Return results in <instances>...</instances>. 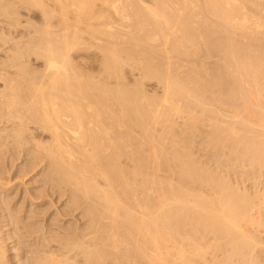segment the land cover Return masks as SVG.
Wrapping results in <instances>:
<instances>
[{
    "label": "bare ground",
    "instance_id": "bare-ground-1",
    "mask_svg": "<svg viewBox=\"0 0 264 264\" xmlns=\"http://www.w3.org/2000/svg\"><path fill=\"white\" fill-rule=\"evenodd\" d=\"M35 9L46 27L33 29L41 35L33 40L38 48L30 50L46 68L30 70L16 53L20 46L10 47L19 62L16 71L6 72V65L0 72V153L21 147L31 157H48L58 179L70 186L72 201L87 205L89 221L83 231L62 225L64 231L57 227L37 239L36 260L27 264H262L264 194L251 198L225 176L197 167L192 153L181 147L183 139L173 140L180 145L167 152V134L156 136L150 129L163 124L168 133L175 117L187 115L195 130L200 119L183 107L192 105L210 114L205 126L222 152L239 155L244 149L251 167L264 164V0H0V14L11 27L23 16L29 23ZM55 21L63 34L54 32L60 30ZM83 24L88 25L82 29ZM84 34L93 40L102 36L95 43L104 58L98 75L74 61L75 51L86 48ZM202 49L219 54L213 85L206 68L188 63ZM127 66L142 69L144 81L157 78L164 84L160 104L122 85ZM207 87L225 96L208 102ZM1 234L0 264H10Z\"/></svg>",
    "mask_w": 264,
    "mask_h": 264
},
{
    "label": "rangeland",
    "instance_id": "rangeland-1",
    "mask_svg": "<svg viewBox=\"0 0 264 264\" xmlns=\"http://www.w3.org/2000/svg\"><path fill=\"white\" fill-rule=\"evenodd\" d=\"M146 3H150L151 0H143ZM99 6V5H98ZM97 6V7H98ZM24 11H23V10ZM99 9V7L97 8ZM22 10V12H21ZM25 8L21 7L20 8V12L22 14H26L25 12ZM39 10L35 9L31 11V18L29 20L26 21V17L23 16V20L21 21V23L19 24H12V27L10 25V21L7 19L8 17H5V15H1L0 14V62H4L3 64L0 63L1 67H0V72H5V70H7L6 65H8V70L6 72H9L10 70H12L11 72L16 71L17 65L19 61H16V59H14L15 57V53L14 50L16 49V51L18 50V52L16 53H20V56L24 57V59L26 60L24 62V59L21 58V61L23 59L22 62H24L23 64L25 66H27L30 70L33 69V71L36 72H42L44 71L43 69L46 68V64L43 58L35 56L34 52L31 53V50L33 51V49H35V47L38 48V46L36 45L37 43H34V41H38V35L36 34L34 35V32L37 31L38 33V29L40 28V30L44 29L46 27V25L43 22L42 16L40 14V12H37ZM25 12V13H24ZM36 19V20H34ZM32 20H34L32 22ZM6 22V23H5ZM26 22V23H25ZM56 22V23H55ZM53 23V25L57 27H55L54 29H60V26L58 25V22L55 21ZM21 24V25H20ZM24 24V25H23ZM97 23L94 24V26ZM2 25V26H1ZM15 28L14 29V26ZM17 25V26H16ZM88 24H83L81 25V28L84 29L85 26ZM98 26L96 28L99 27V24H97ZM20 26V27H19ZM28 26V27H25ZM43 26V27H42ZM32 27V28H31ZM59 27V28H58ZM13 28V29H12ZM35 28V31H33V29ZM38 28V29H37ZM6 29V30H5ZM27 29V30H26ZM2 30L3 34L1 33ZM64 29H60L59 31H54L56 33V35H61L65 32H63ZM14 31V32H13ZM25 31V32H24ZM8 32V33H7ZM42 32V31H39ZM7 33V36H6ZM24 33V34H23ZM54 33V34H55ZM59 33V34H57ZM5 34V35H4ZM20 34V35H19ZM33 34V35H32ZM21 35H23L21 37ZM37 35V36H36ZM39 35V36H40ZM2 36V37H1ZM5 36V37H4ZM31 36V37H30ZM88 38H87V37ZM96 36V35H95ZM36 37V38H34ZM89 34H84V39L82 40V42L84 43V46L86 45L85 43H87L86 48L85 49H78L75 51L74 53V61L76 60V63H78L77 65H79V67L82 66V70H84V72H93L94 74L96 73L97 75L100 73L99 70L102 71V68H100L101 66L103 67V64L101 62H104V58L102 57V53L101 51L96 48V44H98V42H102L101 35H97V37H99V39H94V41L92 38L90 39ZM5 38V39H4ZM16 38V39H15ZM23 38V39H22ZM34 38V39H33ZM38 38V39H37ZM23 40L21 43L19 41L16 40ZM25 39H27L28 41L31 40V42H27V40L25 41ZM36 39V40H35ZM86 39V41H85ZM88 39V40H87ZM34 40V41H33ZM260 41H256V42H261L262 39H258ZM15 41V44L14 42ZM89 41V42H88ZM4 42V43H3ZM17 42V44H16ZM26 44H25V43ZM90 42L92 44H90ZM94 42V43H93ZM104 42V41H103ZM10 43V44H9ZM20 43V44H18ZM30 43H32L30 45ZM34 43V45H33ZM96 43V44H95ZM13 44V45H12ZM17 46H20L19 49ZM22 45V46H21ZM29 46L27 48V46ZM24 46V47H23ZM94 46V47H93ZM14 49V47H16L13 51L11 50V48ZM26 47V48H25ZM31 47V48H30ZM143 46H139V50H143L142 48ZM90 48V49H89ZM95 48V49H94ZM141 48V49H140ZM10 49V50H9ZM22 49H28V56L26 55L27 51L25 52L24 50L21 51ZM31 49V50H30ZM7 50V51H6ZM203 50V51H202ZM201 52H198L197 56H194L190 58V65H194L196 64L197 66H203L204 68L207 69V74H205V77L210 80L209 82L212 83V81H214L217 78V74H218V69H217V60L219 59V54L214 50H210L207 51L205 49H202ZM30 51V52H29ZM78 51V52H77ZM80 51V52H79ZM84 51V52H83ZM98 51V52H97ZM25 52V53H23ZM9 54V56L7 57V55ZM13 54V55H12ZM79 54V55H78ZM207 54V55H205ZM216 54V55H215ZM11 55V56H10ZM25 55V56H24ZM31 55V56H30ZM212 55V56H211ZM80 56V57H79ZM26 57V58H25ZM29 57H31L32 60L29 59ZM79 57V58H78ZM100 57V58H99ZM199 57V58H198ZM203 57V58H202ZM206 57V58H205ZM209 57V58H208ZM9 58V60L7 59ZM10 58H13L10 60ZM28 58V59H27ZM197 58V59H196ZM7 59V60H6ZM39 59V60H37ZM78 59V60H77ZM84 59V60H82ZM28 60V61H27ZM81 60V61H80ZM192 60V61H191ZM205 60V61H204ZM16 61V62H15ZM44 61V62H43ZM197 61V62H196ZM202 61V62H199ZM6 62V63H5ZM8 62V64H7ZM10 63V64H9ZM12 63V64H11ZM14 63V64H13ZM16 63V64H15ZM30 63V65L28 66V64ZM32 63V64H31ZM99 63H100V67H99ZM186 62H184L185 64ZM188 63H186L185 66L189 65ZM210 65H208V64ZM43 64H45V67L43 66ZM3 65V66H2ZM16 65V66H15ZM34 66V67H33ZM201 66V67H202ZM207 66V67H205ZM210 66V67H209ZM4 67V68H3ZM6 68V69H5ZM11 68V69H10ZM13 68V69H12ZM35 68V69H34ZM100 68V69H99ZM128 68V69H127ZM127 68H125V70H123V80H125L122 85L127 89V90H131L132 93L136 96L140 98L139 94V90H141L146 96H150L149 98H151L153 101L156 100V104H160L162 100V98L164 97L163 95H165V88L163 87L164 84H162V82H160L157 78H151L150 80L147 79L146 81L143 80V70L142 69H138L136 71V69L134 68H130V66ZM211 68V69H210ZM15 69V70H14ZM37 69V70H36ZM40 71H39V70ZM213 69V70H212ZM4 70V71H3ZM14 70V71H13ZM142 70V71H141ZM210 70V71H209ZM216 70V71H215ZM99 71V73L97 72ZM125 71V72H124ZM86 72V73H87ZM135 72V73H134ZM142 72V73H141ZM212 72V73H209ZM126 73V74H125ZM141 73V74H140ZM90 74V73H89ZM133 74V75H132ZM140 74V75H139ZM136 75V76H135ZM140 78H138V76ZM127 77V78H126ZM214 77V78H212ZM99 78V77H97ZM131 79V80H130ZM142 79V80H141ZM149 80V81H148ZM157 80V81H156ZM130 81V82H129ZM151 82V83H149ZM160 82V83H159ZM1 83V81H0ZM137 83V84H136ZM140 83V85H139ZM126 84V85H125ZM135 84V85H134ZM141 84H144L141 85ZM159 84V85H158ZM112 85L117 86L118 83L117 81L112 82ZM134 85V86H133ZM213 85V83L211 84ZM140 86V87H139ZM158 86V87H157ZM210 86V85H209ZM131 87V89H130ZM134 88V89H133ZM212 89V90H211ZM135 90V92H134ZM137 90V91H136ZM140 91V92H141ZM164 91V92H163ZM206 92V93H205ZM210 92V93H209ZM204 98L205 100L208 102L210 100H213L211 102H215L214 99L219 97L223 99V97L225 96L224 93H221V91L219 92V89L217 87H207V90L204 89ZM214 94V95H213ZM147 96V97H148ZM160 96V97H159ZM215 96V97H212ZM162 97V98H161ZM209 97V98H208ZM211 98V99H210ZM160 99V100H159ZM221 99V100H222ZM159 100V101H158ZM160 102V103H159ZM154 103V102H153ZM190 106V107H188ZM183 107H185L184 109H188L187 111H190L192 114H194V117L199 118L200 119V124H199V128L197 129H193L191 127V121L189 120V118L187 117V115H181V116H177L174 119V123L173 124V129L170 130L168 133L165 132V126H163V124H157L153 125L151 127V131L154 133V135L156 136H161L164 135L167 137L166 139H168L166 142V150L167 152L171 151L175 146H179L180 144H176L174 143L173 140L177 141L178 140H184V143H181V147H183L184 149H188L187 151L191 152L193 155V159H194V163L195 165H197V167L201 168L202 170L205 169V171H208V169L210 170L209 172H211L213 175H216L218 177L221 176H225L224 178H228L229 182H233L232 184H234L233 186L237 189L241 191H245L248 196H250L251 198H256L258 197L257 195H263L264 194V164H252L254 165L253 167L250 166V158H248L247 156V152L243 149V151L241 152V154H237L235 151H231L228 152L227 150H225L226 154H224L225 152H222V149L220 150V148L217 147V145L214 143V141L211 140V134L208 132L210 129L209 126H205V125H209V120H208V115L206 111H202L199 108H195L192 105H185L183 104ZM221 108V106H218ZM163 108V107H162ZM192 108V109H191ZM190 109V110H189ZM195 110V112H194ZM218 110L222 111V108ZM187 114V113H186ZM197 114V115H196ZM206 114V116H205ZM204 115V116H202ZM200 116V117H199ZM208 116V117H207ZM179 117V118H178ZM183 117H185L183 119ZM204 117V118H203ZM179 119V120H178ZM207 119V121H206ZM179 122H177V121ZM186 120V121H185ZM184 121V122H182ZM187 122V125L185 124ZM207 122V123H205ZM189 124V125H188ZM176 125V126H175ZM160 126V127H159ZM162 126V128H161ZM181 126V127H179ZM209 127V128H208ZM153 128V129H152ZM157 128V129H155ZM164 128V129H163ZM182 128V129H181ZM163 129V131H162ZM180 130V131H179ZM208 130V131H207ZM156 131V132H154ZM173 131V132H172ZM165 132V133H163ZM183 132V133H182ZM208 132V133H207ZM163 133V134H162ZM202 133V134H201ZM178 134V135H177ZM183 134V135H182ZM173 135V136H172ZM197 135V136H196ZM176 136V137H175ZM185 136V137H184ZM175 139H174V138ZM182 137V138H181ZM184 137V138H183ZM179 138V139H178ZM170 139V140H169ZM172 140V141H171ZM211 140V141H210ZM192 141V142H191ZM201 141V142H200ZM173 142V144H172ZM200 142V143H199ZM176 144V145H175ZM183 145V146H182ZM216 145V146H215ZM169 146V148H168ZM173 146V147H172ZM185 146V147H184ZM11 148V147H10ZM10 148L8 150H3L2 153H0V233L3 232V235L1 234L2 239L1 242L2 245L4 246V249H6V256L8 257L7 260L10 261V264H19L20 261H23L22 263L27 264V262L30 260V262H34L36 259V255H33L34 252L36 253L35 250H37L38 248V244L35 247V243H38L37 241L39 239L42 238V236H50L51 234L55 233V229L64 231L67 228H71L72 229H77L79 228V230L85 229L87 227L88 224V219L89 217L86 215L85 216V210L87 205L85 204H76L72 201V196H73V192L70 189V186L68 187L67 184L62 183L58 178H59V174L58 172L53 171L54 167L52 165H50L51 163H49V158L43 154L40 155V159L41 161H38L39 158H35V157H31L30 155H27L28 153V149L25 148H21V147H15L14 148ZM215 148V149H214ZM228 148V147H227ZM226 148V149H227ZM214 149V151H213ZM15 150V151H14ZM19 151V152H17ZM24 151V152H23ZM220 151V152H219ZM5 152V153H4ZM10 152V153H9ZM194 152V153H193ZM218 152V153H217ZM228 152V154H227ZM246 152V153H245ZM9 153V154H8ZM23 153V154H22ZM197 153V154H196ZM199 153V154H198ZM245 155H243V154ZM4 154V155H3ZM7 154V156H5ZM18 154V155H17ZM216 154V156H215ZM16 155V156H15ZM196 155V156H195ZM225 155V156H224ZM3 156V157H2ZM14 156V157H13ZM28 156V157H27ZM45 158H44V157ZM202 156L203 157L202 159ZM207 156V157H206ZM231 156V157H228ZM7 157V158H6ZM31 157V159H30ZM240 157V158H239ZM248 158V159H245ZM9 158V159H8ZM214 158H216V160H214ZM6 159V160H5ZM34 159V160H33ZM39 159V160H40ZM239 161H236L238 160ZM242 159V160H240ZM31 160V162H30ZM35 161L37 162V165L34 167H32L30 164H36ZM205 160V161H204ZM219 160V162H218ZM226 160V161H225ZM232 160V162H230ZM45 161V162H44ZM47 161V162H46ZM49 161V162H48ZM228 161V162H227ZM242 161V162H241ZM206 162V163H205ZM213 162V163H212ZM237 162V163H236ZM246 162V163H243ZM197 163V164H196ZM222 163V164H221ZM240 163V164H239ZM210 164V165H209ZM217 164V165H216ZM225 164V165H224ZM249 164V165H248ZM30 165V167H29ZM50 167H49V166ZM235 165V166H234ZM259 165V166H258ZM263 165V166H262ZM10 166V167H9ZM25 166V167H24ZM48 166V167H47ZM52 166V167H51ZM242 166V167H241ZM14 167V168H13ZM29 167V169H27ZM38 167V168H37ZM44 167V168H43ZM223 169H220V168ZM247 167V169H246ZM262 169H261V168ZM5 168V169H4ZM26 168V169H25ZM240 168V169H239ZM44 169V170H43ZM48 169V170H47ZM215 169V170H214ZM230 169V170H229ZM235 169V170H234ZM243 169V170H242ZM255 169V171H253ZM258 169V170H257ZM32 170V171H31ZM53 172H52V171ZM225 170V171H224ZM245 170V171H244ZM38 171V172H37ZM51 171V173H49ZM215 171V173H214ZM218 173H217V172ZM247 171V172H246ZM6 172V173H5ZM10 174H7L9 173ZM23 172V173H22ZM28 172V173H27ZM230 172V173H229ZM54 173V174H53ZM228 173V174H227ZM50 178H49V176ZM165 174L168 175V173L166 172ZM223 174V175H221ZM9 175V176H8ZM52 175V176H51ZM171 175V174H170ZM47 176V177H46ZM55 176V177H54ZM58 176V177H56ZM227 176V177H226ZM45 177V178H44ZM174 177V178H173ZM242 177V178H241ZM3 178V179H2ZM56 178V179H55ZM173 180L175 179L177 182L179 181V178L177 175H172ZM223 178V177H222ZM53 179V180H52ZM4 180L3 185H1L2 181ZM6 180V182H5ZM11 180V181H10ZM174 180V182H176ZM231 180V181H230ZM47 181V182H46ZM52 181V182H51ZM58 182V183H57ZM42 183V184H41ZM53 183V184H52ZM57 183V184H56ZM61 183V184H60ZM10 184V185H9ZM237 184V185H236ZM7 185V186H6ZM57 187H56V186ZM2 186V187H1ZM45 186V187H44ZM59 186V187H58ZM62 186V187H61ZM65 186V187H64ZM43 187V188H42ZM56 187V188H55ZM199 188V187H198ZM243 188V189H242ZM6 189V190H5ZM47 189V190H46ZM61 189V190H60ZM201 190L205 189V191H208L209 189L206 188H200ZM46 192H45V191ZM68 190V191H67ZM251 191V192H250ZM55 192V193H54ZM249 192V193H248ZM244 193V192H243ZM245 193V194H246ZM257 194V195H256ZM39 195V196H38ZM41 195V196H40ZM253 196V197H252ZM44 197V198H43ZM60 197V198H58ZM52 199V200H51ZM71 201V202H70ZM5 202V203H4ZM71 203V204H70ZM30 206H29V205ZM86 206V207H85ZM82 207V208H81ZM71 208V209H70ZM67 209V210H66ZM69 209V210H68ZM49 210V211H48ZM65 210V211H64ZM64 211V212H63ZM68 211V212H67ZM73 211V212H72ZM263 211V215H264V208H262ZM24 212V213H23ZM62 214H61V213ZM64 213V214H63ZM67 213V214H66ZM69 213V214H68ZM50 214V215H49ZM12 215V216H11ZM65 215V216H64ZM69 215V216H67ZM8 216V217H7ZM57 217V218H56ZM59 217V218H58ZM64 217V218H62ZM11 218V219H10ZM21 222V220H23ZM72 218V219H71ZM39 219V220H38ZM65 219V220H64ZM80 219V220H79ZM12 220V221H11ZM17 220V221H16ZM32 220V221H31ZM58 220V221H57ZM14 221V222H13ZM20 221V222H19ZM27 221V222H26ZM30 221V223H28ZM61 221V222H60ZM8 222V223H7ZM40 222V223H39ZM59 223V226L57 225ZM81 222V223H80ZM10 223V224H9ZM20 223L22 225H20ZM54 223V224H53ZM14 224V225H13ZM30 224V225H29ZM45 224V225H43ZM8 225V226H7ZM16 225V227H15ZM30 227H28V226ZM34 225V226H33ZM38 225V226H36ZM54 225V226H53ZM62 225H64L63 229ZM11 226V227H10ZM25 228H24V227ZM28 228H27V227ZM40 226V227H39ZM44 226V227H43ZM50 226V227H49ZM62 226V227H61ZM81 226V227H80ZM86 226V227H85ZM9 231L6 232L8 230ZM18 227V229L16 230V228ZM22 227V228H21ZM32 227H36V228H32ZM75 227V228H74ZM2 228V229H1ZM38 228V229H37ZM45 228V229H44ZM68 228V229H69ZM5 229V230H4ZM7 229V230H6ZM15 231H14V230ZM21 229V230H19ZM25 229V230H24ZM30 229V231L28 230ZM34 229V230H32ZM40 229V230H39ZM45 231H43V230ZM52 229V230H51ZM13 230V231H12ZM19 230V231H18ZM25 232L23 233L22 232ZM22 233H21V232ZM39 231H42L39 233ZM83 231V230H82ZM10 232V236L11 237L7 238L8 234ZM14 232V233H13ZM33 233L32 235L30 233ZM53 232V233H52ZM68 232H70V230H68ZM18 233V234H15ZM21 233V234H20ZM28 233V234H27ZM36 233V235H35ZM39 233V234H38ZM46 233V235L44 234ZM51 233V234H49ZM24 234V235H23ZM27 234V235H26ZM23 235V236H22ZM264 236V232L262 234ZM6 236V237H5ZM31 236V237H30ZM39 236V237H38ZM33 237V238H32ZM36 237V238H35ZM76 237V236H75ZM210 237V236H209ZM22 238V239H20ZM16 241H15V240ZM38 239V240H37ZM75 239V238H73ZM13 240V242H12ZM30 240V241H29ZM11 241V242H10ZM35 241V242H34ZM5 242V243H4ZM21 242V243H20ZM23 242V243H22ZM32 242L33 245L31 244ZM14 243V244H12ZM31 244V245H30ZM14 245V246H13ZM17 246V248H16ZM13 247V248H12ZM15 247V248H14ZM29 248V249H28ZM16 249V250H14ZM20 249V250H19ZM31 249V251H30ZM264 249V248H263ZM22 250V251H21ZM24 250V253H23ZM21 251V253L19 252ZM30 251V252H29ZM8 252V253H7ZM20 254H19V253ZM33 252V253H32ZM19 254V256L17 257V255ZM264 250L262 252V256L264 257ZM21 255V256H20ZM25 257H24V256ZM31 256V258H30ZM261 256V258H262ZM12 257V258H11ZM17 257V258H16ZM20 257V258H19ZM26 258V260H25ZM34 258V259H33ZM21 259V260H20ZM28 259V260H27ZM18 260V262H17ZM20 260V261H19ZM34 260V261H33ZM9 264V263H8ZM21 264V263H20ZM262 264H264V260L262 261Z\"/></svg>",
    "mask_w": 264,
    "mask_h": 264
}]
</instances>
